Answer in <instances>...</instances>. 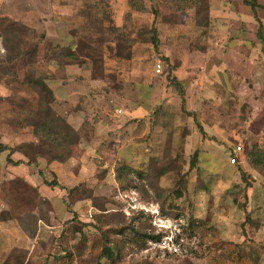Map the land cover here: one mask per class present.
Returning <instances> with one entry per match:
<instances>
[{"label":"rangeland","instance_id":"rangeland-1","mask_svg":"<svg viewBox=\"0 0 264 264\" xmlns=\"http://www.w3.org/2000/svg\"><path fill=\"white\" fill-rule=\"evenodd\" d=\"M256 1L253 13L241 0H206L203 29V0H134L142 10L129 0H0V143L23 145L0 151V264H264V0ZM152 25L156 48L138 34ZM39 96L79 136L63 161H49L62 131L45 120ZM76 185L104 210L67 199ZM127 193L179 221L180 252L160 254L136 234L152 231L139 215L119 214ZM105 244L110 258L99 257Z\"/></svg>","mask_w":264,"mask_h":264},{"label":"trees","instance_id":"trees-1","mask_svg":"<svg viewBox=\"0 0 264 264\" xmlns=\"http://www.w3.org/2000/svg\"><path fill=\"white\" fill-rule=\"evenodd\" d=\"M241 3L243 5L249 7L250 10L253 13L255 12V9L256 8L261 7V5L259 3H257L256 0H241ZM129 4H130V6L134 10H142V9H144L143 6H141V5L139 6V3H135L134 0H129ZM195 9H196L195 10L196 13L202 12V16L204 15L203 18L204 19L206 18L204 21H201L202 16H201V18L195 17L196 18L195 19V23L200 28L205 29L206 26H208V24H209L208 23V7H207L206 0H203V2H201L200 7H195ZM98 20L99 19L95 17L94 21H95V26H96L98 32H99V30L105 31L106 27H104L103 25H101L100 20L99 21ZM259 26L260 25H258V27ZM112 28H113V30L115 29V27H112ZM203 33L206 34L205 31ZM138 34L141 35V36H145L146 35L147 38L149 39L150 43L154 46V48H156L158 39H157V31H156V28L154 27V25L150 26L148 29H140L138 31ZM257 35L261 39V49L264 50V36L260 34V30L259 29H258V34ZM129 45H130V43L123 44V47L125 48V50H127L129 48ZM99 47L100 46H97V48H99ZM107 47L110 48V46H107ZM125 52L126 51H124V50H122L120 48H118L116 50V53L117 54L118 53H121L123 55H126ZM163 60L166 63L168 62L167 59H166V57H163ZM171 80H172L171 81V85H174L177 88V90L180 92V89L181 88H179V86H176L175 83L173 82V81H176L177 78L175 76H173L171 78ZM28 84L29 85H33L34 84L33 85L34 87L40 86L43 92H46L47 95L50 94L48 88L43 84V82L41 80H38V79H35V80L29 79ZM37 106L40 109L44 107L43 110L47 112L48 115H44L45 116V120L47 119L46 117H50L54 121H57L59 123V125H60V126L59 125L58 126L60 127V130L62 131V136L59 139L58 138L57 139H54V140L52 139V142H50L52 144V147H53V150L52 151L54 152V154L50 153V156H49V159L50 160L49 161H63L67 157V155H68L67 154L68 153V145L70 143H73L79 136H78V134L68 124L65 123V121L61 120L60 117H58V116H52L53 114H52L50 108L47 107V103H45V102L42 101V97L41 96H39V98H38V105ZM180 107H181L182 112H185V114H189V115H193L194 114L193 110H186L182 105ZM32 117H33V115H32ZM43 124L40 125V128L42 130L46 128V125L44 126ZM47 132H48V136L54 135V130H53V133H50L49 129H48V131L46 130V133ZM21 148H23V145H17L15 148H12V147H9L7 145H4V144H1L0 143V151H3L5 149L8 150L9 152L14 151V150L20 151ZM24 153H25V156L27 158L29 155H27L26 152H24ZM236 153L237 152H235V153L231 152L229 154V156H231V155L234 154L235 155L234 158H235V160H237L236 159ZM195 154H197L196 150H194L193 157L190 159V165H193L195 163V161H196V159H195L196 155ZM27 159H28V163H31V162H34L35 161V157H28ZM238 172H239L241 178H243L245 176V174H244L243 171L239 170ZM116 176H117V178H119V176H120V170H118L116 172ZM248 176L249 175H247V177ZM52 183H55V181H53ZM81 189L82 188H79L78 185H76L74 187H71V188H68L66 190V194H65L66 197H67V199H74L75 201L76 200H79V199H83V198L84 199H89L90 200V203H91V206L94 209H98L100 211H103L104 210L103 205L100 204V203H98V202H96L97 199L95 200L94 196H92L89 193H87V195H84L82 193V190ZM77 193H81L82 196H78ZM79 197H81V198H79ZM160 211L162 212V209ZM118 212H119V214L121 216H123L125 218V215H123L121 213L122 212L121 210H118ZM30 216H32V219H33V221L35 223H36V220L37 219H42L43 218V216H40L37 213L34 214V215H30ZM135 217H136V215H135ZM135 217L131 215L130 219L135 218ZM244 220H246V219H244ZM35 223L33 224L34 225L33 228H30L29 229L30 231H29V234L28 235L30 237L35 232ZM136 234L140 235L143 238L150 239V240H156V238H157L156 235H154L152 233H145V231H143V230L141 231V229H139L136 232ZM112 254H113V249H112L111 245L105 244L102 247V249H101V251L99 253V257L100 258L101 257H103V258H105V257L106 258H110V257H112ZM71 256H72L71 252L67 251L66 252V256H62L60 259L63 262L64 261L67 262V261L70 260ZM172 256L177 257V254H172Z\"/></svg>","mask_w":264,"mask_h":264},{"label":"built area","instance_id":"built-area-1","mask_svg":"<svg viewBox=\"0 0 264 264\" xmlns=\"http://www.w3.org/2000/svg\"><path fill=\"white\" fill-rule=\"evenodd\" d=\"M155 70L159 71L160 65H155ZM240 151V146L237 145L233 148L232 152ZM234 154L229 156L228 162L235 163ZM127 195V196H126ZM122 213L128 217L132 214L139 215L147 224V229L151 230L157 236L156 240H150L149 244L156 247L157 252L160 254L180 252L178 242L182 237L183 231L181 224L177 219L165 216L158 206L152 202L140 201L136 195L125 194Z\"/></svg>","mask_w":264,"mask_h":264},{"label":"crops","instance_id":"crops-1","mask_svg":"<svg viewBox=\"0 0 264 264\" xmlns=\"http://www.w3.org/2000/svg\"><path fill=\"white\" fill-rule=\"evenodd\" d=\"M61 165H63V164H61ZM61 168H64V170H65V167H63V166H60Z\"/></svg>","mask_w":264,"mask_h":264}]
</instances>
